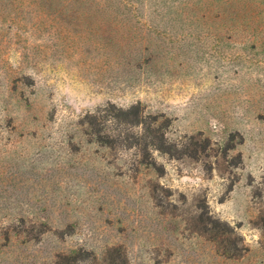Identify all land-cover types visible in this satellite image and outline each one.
<instances>
[{"label":"rangeland","instance_id":"rangeland-1","mask_svg":"<svg viewBox=\"0 0 264 264\" xmlns=\"http://www.w3.org/2000/svg\"><path fill=\"white\" fill-rule=\"evenodd\" d=\"M0 264H264V0H0Z\"/></svg>","mask_w":264,"mask_h":264},{"label":"trees","instance_id":"trees-1","mask_svg":"<svg viewBox=\"0 0 264 264\" xmlns=\"http://www.w3.org/2000/svg\"><path fill=\"white\" fill-rule=\"evenodd\" d=\"M125 113H134V116L136 117V119H135V121H133V123H135V125L143 127V125L145 124V121H144L145 114H144V111H142L141 104H137V105L133 106L130 110L125 111ZM191 140H195V138L192 137ZM162 141H163V143L160 146L156 145L153 142L151 144L155 147L158 146L156 149L157 151L164 152L167 155L172 156L173 158H176L178 153L180 154V152H181L180 149H182L181 147H185V144H183V143L179 144V142L172 144V143L168 142V140L166 141V138H164V137L162 138ZM195 145L199 149L200 148L202 149L201 152H203V154H207L209 152V150L210 151L212 150V148H211L212 144H211L210 139H205L203 142V145L199 144V143H195ZM228 146H230V145H228ZM230 150H235V147L234 146L228 147L227 151H230ZM198 154H200V153L197 151L195 153V156H197ZM239 160H240V163H242L241 156H239ZM213 229H216V228H213Z\"/></svg>","mask_w":264,"mask_h":264}]
</instances>
